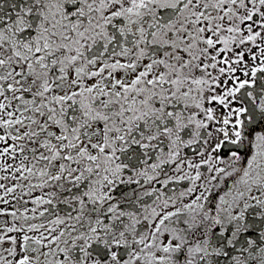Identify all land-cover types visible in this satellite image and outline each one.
I'll return each instance as SVG.
<instances>
[{"label":"snow or ice","instance_id":"6c2138e0","mask_svg":"<svg viewBox=\"0 0 264 264\" xmlns=\"http://www.w3.org/2000/svg\"><path fill=\"white\" fill-rule=\"evenodd\" d=\"M0 264H264V0H0Z\"/></svg>","mask_w":264,"mask_h":264}]
</instances>
